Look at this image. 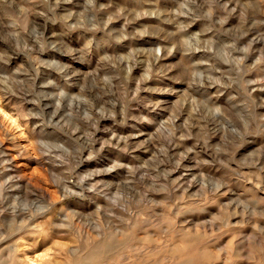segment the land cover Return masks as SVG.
<instances>
[{"label": "rangeland", "instance_id": "rangeland-1", "mask_svg": "<svg viewBox=\"0 0 264 264\" xmlns=\"http://www.w3.org/2000/svg\"><path fill=\"white\" fill-rule=\"evenodd\" d=\"M89 253L264 264V0H0V264Z\"/></svg>", "mask_w": 264, "mask_h": 264}, {"label": "bare ground", "instance_id": "bare-ground-1", "mask_svg": "<svg viewBox=\"0 0 264 264\" xmlns=\"http://www.w3.org/2000/svg\"><path fill=\"white\" fill-rule=\"evenodd\" d=\"M98 252V251H97ZM49 254V253H48ZM94 255V253H89L87 256H85V257H82V258H80L79 257V259H76V261H75V264H86L89 260H91L92 259V257H94L93 256ZM96 255V254H95Z\"/></svg>", "mask_w": 264, "mask_h": 264}]
</instances>
